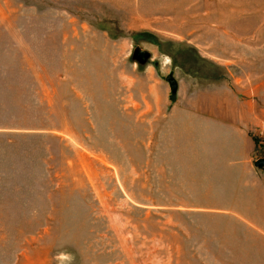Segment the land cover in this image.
I'll use <instances>...</instances> for the list:
<instances>
[{
    "label": "rangeland",
    "instance_id": "rangeland-1",
    "mask_svg": "<svg viewBox=\"0 0 264 264\" xmlns=\"http://www.w3.org/2000/svg\"><path fill=\"white\" fill-rule=\"evenodd\" d=\"M259 159L264 0H0V264H264Z\"/></svg>",
    "mask_w": 264,
    "mask_h": 264
},
{
    "label": "crops",
    "instance_id": "crops-1",
    "mask_svg": "<svg viewBox=\"0 0 264 264\" xmlns=\"http://www.w3.org/2000/svg\"><path fill=\"white\" fill-rule=\"evenodd\" d=\"M222 92L225 96L229 97L231 100V96H234L235 94H238L237 91H234L232 85L230 86L228 83H222ZM226 99V98H225ZM203 116H206V117H224L226 118L227 116H229L230 114H232V112L230 111H222V115L220 113H202ZM249 116H251V114H249ZM253 117L256 116L254 113L252 115ZM239 117V115H238ZM222 121V120H220ZM222 124H224L225 126L227 127H230V128H234L232 124L230 125H227L226 123L222 122ZM224 127V126H223ZM236 134V133H235ZM239 135V134H238ZM249 177V180H250V183L251 185L253 186L254 188V195L256 198H258V200L255 202V205L260 208V207H264V172H261L257 169H253L251 172H250V175H248ZM255 228L257 229H263L264 226L263 225H260V226H256Z\"/></svg>",
    "mask_w": 264,
    "mask_h": 264
},
{
    "label": "water",
    "instance_id": "water-1",
    "mask_svg": "<svg viewBox=\"0 0 264 264\" xmlns=\"http://www.w3.org/2000/svg\"><path fill=\"white\" fill-rule=\"evenodd\" d=\"M166 80L168 81L170 92L174 94L176 91V83L169 77ZM253 165L256 169H262L264 167V159L257 160Z\"/></svg>",
    "mask_w": 264,
    "mask_h": 264
}]
</instances>
